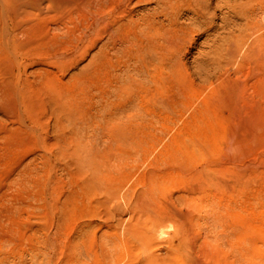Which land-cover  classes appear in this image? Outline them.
<instances>
[{"label":"rangeland","instance_id":"rangeland-1","mask_svg":"<svg viewBox=\"0 0 264 264\" xmlns=\"http://www.w3.org/2000/svg\"><path fill=\"white\" fill-rule=\"evenodd\" d=\"M226 1L210 28L180 12L182 67L120 117L121 34L47 1L16 28L0 0V264H264V8L256 32ZM47 88L78 111L58 149Z\"/></svg>","mask_w":264,"mask_h":264},{"label":"bare ground","instance_id":"bare-ground-1","mask_svg":"<svg viewBox=\"0 0 264 264\" xmlns=\"http://www.w3.org/2000/svg\"><path fill=\"white\" fill-rule=\"evenodd\" d=\"M42 1L53 3L57 7L81 6L87 9L91 16H95V14L98 13V15L96 17H93L91 23L85 28L86 31H96L97 26H99L100 24H105L107 25L109 31L108 36L110 40L116 38L115 34L117 33L122 35L121 39H119V42L121 45H123V48L116 53H118V56L124 61L123 64L126 67L125 69L127 73L126 83L124 84V86L118 89V91L124 97V103L122 105H119V108L117 106V112L118 114H120V117L128 115L132 106H143L144 99L147 97L146 90L149 87L148 82H151V84H155L154 82H156V84L161 82L162 78L160 77L159 72L165 73L166 71H168L170 73V76L165 78L168 79L171 78L172 75H175L182 67L181 60L179 59V54L184 44H187V42L185 41L187 40L189 34H192V30L187 25H182L181 23H179L180 12L182 11L184 13H189L192 16L191 20L198 22L199 25L210 28L211 22L215 18V11L225 9L226 6H230L229 3L231 2L226 0H112V2L116 6L112 9V11H110L111 20H107L106 18L108 16L102 8H105L109 0H12L14 4V7L12 8L14 10V15L10 16V18L8 17L9 23L13 24L16 28L21 27L26 22V20H28L32 9L36 8L37 10V7H39V4ZM150 1L153 2L158 8L157 12L139 15L135 13V9L138 6H140L142 3H148ZM244 1L245 0H232V2H234L235 4L233 6L231 5V9L235 12V14L240 16L243 15L246 18V21L244 20L246 29L251 31L256 30V32H258L260 31V25L255 19H251L252 13L254 12L255 7L257 8V5H259L260 9L264 8V3H260V0H254L255 4H251L250 8H248L243 5ZM211 10L212 13H210ZM7 26L5 24L4 32H2L3 35L1 33V36L3 37L2 39H4L5 37L4 41H6L7 39V33H10V29H8ZM22 31H20V33H24V31ZM13 36L14 34L12 33V37ZM16 37L19 39L18 36ZM23 39L25 40V38ZM31 49L33 51L32 46ZM31 49L29 48V50ZM25 50L26 48L24 49V51ZM26 52L29 53L28 50ZM99 53L101 54L102 51H99ZM177 53H179V57H177ZM217 55H219V52ZM60 81L59 83L62 84ZM47 82L49 83L51 82V80ZM51 83L53 84V82ZM53 86H55V84H53ZM45 87H43L44 90L46 89ZM60 87L64 88L65 90V85L64 87L62 85ZM14 91H17V89H15ZM47 92L49 94L51 93L49 90ZM49 94L47 95V97L49 96ZM19 96L22 97L21 95ZM50 97H52V99H48L49 103L47 104V108H42V112H40L48 121L52 123L50 127L52 133L55 136V140L52 142V146L58 149L61 146V141L64 139V134L67 126L72 125L70 127V130H76L73 127L76 124V120L73 119V117L77 115L76 112L78 111H76L77 107L75 106V104L67 100V94H63L60 91H55V94L51 93ZM151 115L153 116V114ZM79 153H81V150L77 148V153L75 152V155L77 156ZM79 157L84 159V157H82L80 154Z\"/></svg>","mask_w":264,"mask_h":264}]
</instances>
